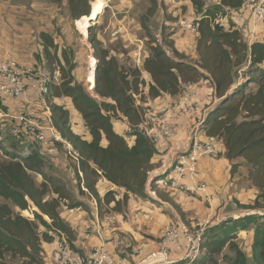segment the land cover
<instances>
[{
  "label": "trees",
  "instance_id": "trees-1",
  "mask_svg": "<svg viewBox=\"0 0 264 264\" xmlns=\"http://www.w3.org/2000/svg\"><path fill=\"white\" fill-rule=\"evenodd\" d=\"M42 1L66 4L70 17H83L80 21H88L93 18L94 13L97 17L100 11L97 9L89 16L93 0ZM245 1L221 0L214 7L206 8L204 0H192L194 15L201 17L197 33L191 34L178 28L177 31L172 29V35L182 38L188 36L195 42L199 56L195 65L188 63L187 57L173 45H159L148 34L150 49L142 70L136 66L126 67L90 31L89 41L98 60L95 91L103 102L94 99L72 74L62 75V82L52 87L53 97H68L72 100L89 129L91 140L87 141L74 131L70 112L62 106L52 105L55 128L81 155L83 182L88 193L97 202L100 218L104 216L105 207L110 214L122 213L130 195L147 198L146 183L148 173L153 168L151 162L156 148L136 129L144 111L142 105L137 106V97L142 102L146 99L143 71L150 75L148 97L154 101L164 95L175 98L187 85H196L203 80L212 82L216 96L222 101L207 117L206 135L223 141L226 158L230 162L242 159L249 168V179L258 189L259 195L253 205L239 207L248 211L264 210V69H258L264 64V23L259 24L258 34L251 44L244 40L242 27L247 23L241 22V17L245 16L250 20L248 27L252 22L251 12L242 9ZM95 2L96 0L92 4ZM151 2L155 4L156 0ZM225 9L232 15L226 29L215 23L216 14ZM40 38L44 57L51 66L52 63L48 61L51 50L59 47H56L50 34L41 33ZM168 51L172 53L171 56ZM36 59L41 64L42 55H38ZM55 63L63 65V58L57 56ZM247 63L250 67L257 68L258 77L255 82L258 90L248 93V85L244 84L229 94L235 83L236 69ZM105 100H112L114 104L104 102ZM121 117H126L132 128L135 127L132 132L136 141L132 148L128 146L125 137L114 129V122ZM20 142L23 146L32 145ZM21 153L18 156L6 152V156L10 157L9 161L0 163V197L10 202L0 206V264H44L43 243H51L58 232L68 238L73 236L69 224L63 218V210L84 209L85 205L73 199L66 179L45 171L47 167L51 169L49 161L52 159L45 157L37 146H33L31 153L25 158L21 157ZM239 166L234 164L232 173ZM34 175L42 177L41 184H37ZM76 178L81 183L79 173ZM99 179H105L126 193L120 200L115 191H109L101 197L97 191ZM31 204L38 210L34 213V221L16 212L17 208L20 211L29 210ZM112 204L114 207L110 209ZM259 219L260 217L253 215L245 216L208 229L203 243L206 252L204 251L198 264H219L218 257L227 249L234 253L229 264H264V226L258 224L254 230V243L249 249L251 256L246 255V248L242 250L236 243L238 233L248 231L250 225L258 223ZM42 227L45 228L44 232L41 231Z\"/></svg>",
  "mask_w": 264,
  "mask_h": 264
},
{
  "label": "built area",
  "instance_id": "built-area-1",
  "mask_svg": "<svg viewBox=\"0 0 264 264\" xmlns=\"http://www.w3.org/2000/svg\"><path fill=\"white\" fill-rule=\"evenodd\" d=\"M242 9L251 12L252 15L249 39L251 44L258 34L259 24L264 23V0H246ZM215 23L226 29L228 14L225 19L216 20ZM176 27L196 34L198 21L185 18L183 21H178ZM170 54L168 51L169 56ZM61 81L59 70L51 72L40 65L27 66L13 59L0 58V98L26 100L34 106V109L12 117L8 122V132L18 139H29L41 147H52L58 142L62 143L67 159L70 157L74 160L80 176L83 177L80 169V153L62 138L53 122L50 97L52 87L59 85ZM193 86H185L184 96L168 104L158 107L142 106L144 111L136 129L156 148L145 193L153 198L158 197L159 192L180 193L188 197L204 198L207 204H211L212 197L208 185L203 180L201 165L204 161H217L221 158L217 145L220 139L206 135L205 122L210 113L208 109L201 107L196 91L192 89ZM89 90H92L96 99L100 100L95 87ZM110 103L114 104L112 100ZM137 106L140 105L137 103ZM6 116L0 112V117ZM123 118L128 126L125 139L132 148L136 141V136L132 132L135 127L132 128L128 119ZM179 136H182L180 141L166 151H161L162 145ZM30 153V149H27L25 157ZM252 214L255 213L249 211L242 217L235 216L234 219ZM227 220V218L219 219L217 225ZM211 225V216L191 226L184 223L168 224L163 230L158 246L147 255L141 256L138 247L131 248L130 257H137L133 261L130 257L110 253L104 246L93 249L88 255H81L71 247L65 235L58 232L60 238L57 240L55 258L58 264H198L205 251L203 243L206 231Z\"/></svg>",
  "mask_w": 264,
  "mask_h": 264
},
{
  "label": "crops",
  "instance_id": "crops-1",
  "mask_svg": "<svg viewBox=\"0 0 264 264\" xmlns=\"http://www.w3.org/2000/svg\"><path fill=\"white\" fill-rule=\"evenodd\" d=\"M107 1L109 2V0ZM124 2L125 0L121 1L120 4L123 5ZM2 3H4V0H0V58L13 59L27 66L35 65L23 61V59L19 56L17 57V53H21L20 45L15 44L16 39L14 36H11V31L20 32L21 26L18 22H16L15 18L8 17L9 13L13 12L12 8L14 5L12 2L10 1V4L4 7L2 6ZM48 4L50 5V3ZM94 6L103 8V13L100 16L98 15L99 18L98 16L96 18V20L99 21L102 19L106 6L102 3L100 4L99 2L97 4H92V13L95 11ZM119 10L120 9L117 8V12H119ZM1 11H3V13H1ZM192 15H194V12ZM54 16L55 14L52 17ZM230 16L232 15H230L229 11L228 25ZM7 17L9 22L7 21ZM43 18L44 17L38 18L37 24L42 22ZM247 19V17L243 16L241 17V22L245 21L249 24L250 20ZM42 30L43 31L41 33H47L53 36V33L46 32L44 29ZM24 33L26 35L28 32L22 31V33L19 34L23 35ZM3 35H9V37L4 39ZM173 37L175 47L179 52L185 53L186 56H193V54H195V56L197 55L195 42L190 37L187 36L182 38L179 35H174ZM69 42H71V40H69ZM24 48H27V46ZM148 52L149 51L146 49H140L138 46V49L129 52L128 56H134L135 59H137L138 55L140 57L142 56V61L140 60V64L138 66L140 68L148 55ZM38 55H42V53H39L38 50H35V52L32 53V57L34 58L36 64H38L36 59ZM25 56H27L25 59L30 58V55L28 54ZM142 74L144 76V80L146 81V87L144 89L146 99L144 102L138 100L137 102H139L143 107L150 105L158 107L162 104H168L173 100L180 99L186 93L184 90L175 98H172L169 95H164L163 98L159 100H151L147 97L149 93V84L151 82L150 75L146 72H143ZM206 81L208 84L203 85V83H199L194 85L192 89L196 91L201 107L203 109H208V112L210 113L219 105L220 101L216 96L215 87L212 82L210 80ZM209 82L211 83V86ZM206 85H209L210 87H207ZM52 100L56 106H62L70 112L74 131L77 134L84 136L85 140L90 141L91 137L89 129L86 126L83 117L79 114V112H77L72 100L68 97H51V103ZM32 101H34V99H32ZM31 109H34L33 104H30L26 100L0 98V112L7 115L6 117H0L6 118L4 121L10 122L12 117L19 116ZM114 129L116 133L126 137L128 133V126L123 117L114 122ZM3 131L5 133L8 132L7 126H4ZM181 139L182 136H179L176 139L167 142L160 147L161 151H166L169 147L174 146ZM29 143L32 144L30 145L32 148L35 146L33 142ZM27 145L28 144L24 145L23 149H25V146ZM62 145V143L58 142L52 147H41L39 145L37 147L45 157L51 158L52 162L62 164L63 154L62 156L59 154L60 146L65 149L64 145ZM217 145L221 152V158L217 161H204L201 165L203 180L208 185L209 193L212 197L211 204H207L204 198L188 197L180 193L167 194L162 192L156 198L150 197L149 194L146 193V199L130 195L128 204L122 213H111L109 216L104 214L105 217L103 216L100 218L97 204L94 202L96 200L92 199L95 205L93 204L89 206L91 211L85 210L92 216L91 220L85 219L86 212H84L81 208L63 210V218L66 222L68 221L69 224L74 225V230L77 233L75 237L72 236L74 239L68 238L65 235V238H68H66V240L69 242L71 247L75 246L72 248H75L74 250L81 255H88L93 249L104 246L110 253L123 257L132 256L131 248L138 247L140 249V255L144 256L158 246L163 230L168 224L184 223L191 226L198 222H202L211 216L212 225L207 228L208 230L218 226L217 223L219 219L227 218L229 220L234 219L235 216L242 217V215H245V213L249 211L241 209L239 205H253L259 195V191L252 185L251 181H249V170L246 163L242 159L236 160L234 163L230 162L226 158V148L223 141L218 140ZM32 148L30 151H32ZM64 156L67 158L66 153ZM66 164L67 162L65 161L63 166H67ZM234 164L240 166L237 168L235 173H232ZM77 181L78 180L76 178L75 182ZM78 185L83 192L88 193L82 179L81 183L78 181ZM97 191L101 197L109 191H115L118 193V200H120L123 197V194L126 193L125 190L114 186L105 179H99L97 183ZM151 202H156V204ZM113 207L114 204H112L109 208L112 209ZM76 224H78L77 227H79V230L77 229ZM97 227L101 228L99 231L100 233L97 231ZM243 232L246 233L247 236L244 238L241 236L238 237L241 241L239 246L242 250L246 248L245 251H247L250 247H252V241L255 239V231H242L240 233ZM59 238L60 235L57 233L51 243H43L42 248L44 264H58L55 258V253L57 250V240ZM132 258L131 261L137 259V257ZM138 259H140V257H138Z\"/></svg>",
  "mask_w": 264,
  "mask_h": 264
},
{
  "label": "rangeland",
  "instance_id": "rangeland-1",
  "mask_svg": "<svg viewBox=\"0 0 264 264\" xmlns=\"http://www.w3.org/2000/svg\"><path fill=\"white\" fill-rule=\"evenodd\" d=\"M10 1L14 5V7L12 8L13 12H10L8 17L15 18L16 22H18L19 25L21 26L20 32L11 31V36H14L16 39L15 44L20 45L21 53L18 52L17 57L19 56L20 58L23 59V61L35 65H40L50 70L51 72H54L55 70L56 71L59 70L61 79H62V75L64 74L74 75L75 80L78 83L82 84L87 90V92L94 99H96L97 97H95V94L93 93L92 90L90 91L89 88L93 89V87H95L97 65L95 67H91L90 65L91 58L94 57V59H96L95 51L92 48V45L90 44L89 41L90 31L92 35H95L99 40L102 41L103 47L105 49L115 54V56L119 59L120 64L126 67H135V66L138 67L140 64V60L142 61V56L140 57L138 55L137 59H135L134 56L130 57L128 56V54L129 52L138 49V46L140 49H146L147 51H149L150 39L148 38V34H151L153 36V39H156L158 41L159 45L163 46L169 44L175 47V43H174L175 41L173 37L174 35H172V33L174 32L172 31V29L174 31L178 30V28L176 27L177 22L183 21V19L185 18L189 20L196 19V22L197 21L199 22V20L201 19V17L192 15L193 14V9L191 6L192 0H156L155 4L152 3L151 0H125L123 5L120 4V2L123 0H109V2L107 0H96L95 4H97L98 2L100 4L102 3L103 5L106 6V10L108 9L106 11L104 8L105 12L102 16V19L96 23L88 22L89 20L80 21L83 17L81 19H74L72 16L70 17L71 13L69 11V8L67 7L66 4L65 6L64 3L62 4L50 3L49 5L48 3L42 0H4L2 6L4 7L6 5H9ZM204 1L206 3V8H212L215 5H217L221 0H204ZM92 2L90 3L91 10H92ZM117 8L120 9L119 12H117ZM94 9L95 10L100 9L99 16L103 13L102 7L94 6ZM1 13H3V11H1ZM54 14L55 16L52 17ZM227 14H228L227 9L219 12L218 14H216V20L225 19L227 17ZM8 17H7V21H8ZM41 17H44L42 22L37 24L38 18ZM96 18L97 17H94L93 20H95ZM77 23H78V28H77ZM170 24L171 26H169ZM250 28L251 26L248 27L247 24H245L242 27L243 38L248 42L251 34ZM42 29H44L46 32L53 33V39L55 41L56 47L57 45L59 47V49L54 48L51 50V56L48 60L50 63H52L51 66L48 65L47 59L44 57L45 55L43 53L44 48L40 38L41 32L43 31ZM22 31H26L28 33L26 35L25 33L23 35L19 34L22 33ZM3 36L4 39H7L9 37V35H3ZM69 40H71V42H69ZM26 46L27 48H24ZM35 50H38L39 53L40 52L42 53L43 57L41 64H36L34 60L35 54H34V58L32 57V53L35 52ZM180 53L185 55V53L182 52ZM26 54L30 55L29 59H25V57H27L25 56ZM170 55H172V53ZM57 56L63 58V65H60L59 63H55L57 61ZM186 57H187L186 61L192 65H195L196 62L199 60V56L198 55L195 56V54H193V56L190 55ZM97 64H98V60H97ZM140 68L142 70L143 64L141 65ZM258 69H264V64L259 66ZM257 77H258L257 68L250 67L249 63H247L244 67L240 69H236L235 83L229 94H231L235 89L241 88L244 84L248 85L246 89L248 93L256 92L259 88L258 84L255 82ZM142 78L144 80L143 74H142ZM200 83H203V85L208 84L206 80L200 81ZM206 86L210 87L211 83L210 86L209 85ZM51 97L55 98L52 95ZM51 97H50V102H51ZM137 100L141 101L139 100V96L137 97ZM218 100L220 102L222 101L219 98ZM104 102L110 103V100H105ZM137 103L138 105H140L139 102ZM52 105L55 106L54 103ZM8 124L9 123L7 121H4V118H0V140L3 139L0 142L1 145L0 163L4 161H9L10 157L6 156L5 154L6 152L10 153L11 155H18V156L20 155L23 149V145L21 144L20 141H24L25 143L31 142L29 139L27 140L24 138L18 139L17 137L9 134V132L5 133L3 131L4 126L6 127L8 126ZM34 144L35 146L39 145L37 143ZM31 148H32L31 146H26L25 149H23V153L21 154L22 155L21 157L25 158L26 150ZM65 153H66L65 149L60 146L59 154L61 156L63 154L62 164L52 162L50 160L49 163L51 165L50 166L51 169L49 170L47 167L45 171L49 174L51 173L54 175L56 174L62 177L64 180L66 179L65 182L67 184L69 191H71L73 195V199L76 202L79 201V202H83V204L85 203L83 210L84 212L87 213V211L85 210L91 211V208L89 206L93 204L95 205L94 202L96 201L93 202L92 199L94 198L88 193L83 192V190H81V188L79 187L78 182H75L76 174L78 175L79 169L72 158L70 157H68V159L65 158L64 156ZM65 161L67 162L66 164L67 166H63V163H65ZM82 176L83 177L80 176V178L83 180L84 179L83 173ZM34 178L37 184H41V182L43 181L42 177L39 175H34ZM161 193L162 192H159L158 194ZM151 203L156 204V202H151ZM4 204H10V202L0 197V206ZM35 211L38 212L37 208H35L32 204L29 210L20 211L18 208L16 209L17 213H20L23 217L32 221H34L35 219L34 217ZM252 212L255 213L252 214L253 216L260 217V219L258 220V223L254 222L250 225L248 232L254 231L258 224L264 226V217H263L264 214H262L264 213V210L262 211L253 210ZM86 213H85L86 215L85 219L91 220L92 216L90 215V213L87 214ZM103 213L106 216L110 215L109 212H106V207L103 209ZM44 218L48 223H51L48 217L44 216ZM235 220H239V219H229L227 221L234 222ZM227 221H225L224 223H226ZM69 226L71 228V232L73 233V236L75 237L77 233L74 230V225L69 224ZM77 226L78 224H76V227ZM77 229L79 230V227H77ZM100 229H101L100 227H97L98 232L100 231ZM41 231L44 232L45 228L42 227ZM239 236L244 238L247 235L246 233L243 232V233H238L237 237ZM71 239L74 238L71 237ZM262 241H264V238L262 239ZM240 242H241L240 239L237 238L236 243L240 245ZM253 242L254 241H252V245ZM250 254H251V250H247L246 255L249 256ZM233 257H234V253H231L227 249L223 252L222 256L218 257L219 259L218 263L229 264L230 259H232Z\"/></svg>",
  "mask_w": 264,
  "mask_h": 264
},
{
  "label": "bare ground",
  "instance_id": "bare-ground-1",
  "mask_svg": "<svg viewBox=\"0 0 264 264\" xmlns=\"http://www.w3.org/2000/svg\"><path fill=\"white\" fill-rule=\"evenodd\" d=\"M94 17H95V13L93 14V18L89 19L88 22L92 21L94 19ZM77 28H78V23H77ZM90 65H91V67H95L97 65V60L94 59V57L91 59Z\"/></svg>",
  "mask_w": 264,
  "mask_h": 264
},
{
  "label": "water",
  "instance_id": "water-1",
  "mask_svg": "<svg viewBox=\"0 0 264 264\" xmlns=\"http://www.w3.org/2000/svg\"><path fill=\"white\" fill-rule=\"evenodd\" d=\"M92 15V10H91V14L89 15V16H91ZM98 20H93V21H90L91 23H96ZM89 29V28H88Z\"/></svg>",
  "mask_w": 264,
  "mask_h": 264
}]
</instances>
